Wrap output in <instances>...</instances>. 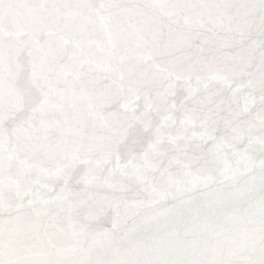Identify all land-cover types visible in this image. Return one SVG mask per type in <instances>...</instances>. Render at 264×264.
Segmentation results:
<instances>
[{
  "label": "water",
  "instance_id": "95a60500",
  "mask_svg": "<svg viewBox=\"0 0 264 264\" xmlns=\"http://www.w3.org/2000/svg\"><path fill=\"white\" fill-rule=\"evenodd\" d=\"M0 264H264V0H0Z\"/></svg>",
  "mask_w": 264,
  "mask_h": 264
}]
</instances>
